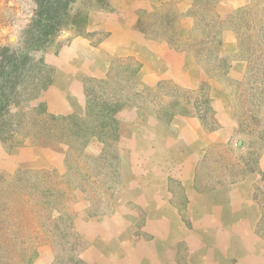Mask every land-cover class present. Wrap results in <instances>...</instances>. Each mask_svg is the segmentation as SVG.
Instances as JSON below:
<instances>
[{
  "label": "rangeland",
  "instance_id": "obj_1",
  "mask_svg": "<svg viewBox=\"0 0 264 264\" xmlns=\"http://www.w3.org/2000/svg\"><path fill=\"white\" fill-rule=\"evenodd\" d=\"M106 2L103 9L88 13L83 36H77L71 30L64 31L53 39L51 46L31 53L34 61L44 63L51 83L36 98L11 106L9 111L13 114L19 110L29 112L33 107L44 104L49 115L73 116L90 123L88 129L87 124L83 126L86 129L85 138L92 128L97 136L90 139L84 148L80 143L69 148L55 140L34 138L12 148L0 142V191H9V186L18 183L17 175L26 171L31 183L38 178L36 173L45 172L54 176L63 183V191L68 193L66 199H56L48 205H25V211H30L28 223H21L22 216L16 220L21 223L22 240L29 242L23 245L20 240L17 244L11 243L8 250L1 246L0 264H43V261L76 264L84 243L74 231V219L79 214L86 220L95 219L111 213L115 208L114 199L122 187L120 166L123 163L117 121L114 118L112 130L106 133L96 127L101 123L99 117L104 115L99 108L107 101L114 103L113 100H116L124 107L145 109L168 125L176 116L196 118L207 130L217 128L219 120L230 124L232 134L229 140L225 144L205 148V158L198 163L197 181L204 188L227 187L236 182L241 173L243 175L255 168L257 160L264 154V0H217L209 4L207 11L221 23L215 29L216 36L212 42L205 40L207 32L202 31V24L196 22L202 14L194 15L196 19L190 15L192 0H149L147 4L133 6L134 11L123 7L124 3L132 5L129 0ZM36 10L35 0H0V47L16 50L24 46V32L29 28ZM120 21L135 23L132 29L149 42H164L186 54L189 87L164 80L157 81L155 86L146 84L139 78L140 63L135 57L120 55L110 62L105 79L82 78L85 93L83 106L76 105L70 114L52 112L47 107L44 94L54 81L53 62L60 57L66 63L65 49L74 38L82 37L97 45L109 35L105 31L88 32V26L103 24L110 28L108 25L114 22L117 25ZM66 84L67 79L63 77L60 87H66ZM87 93L94 101L91 103L94 107L90 109ZM215 101L223 106L220 116L213 109ZM175 105L178 108L173 109ZM31 112L25 115L26 118L36 115ZM93 140L103 145L99 156L87 151ZM27 148L37 149L40 152L37 154L41 156L35 159L44 163L33 167L27 164L21 158ZM57 156L62 159L59 169L49 167L51 158L55 160ZM130 159H137L136 150L130 149ZM149 159L157 161L156 157ZM67 184L70 186L67 187ZM52 191L57 193L56 189ZM9 195L6 192L0 207V223L4 224V228L0 225V234L6 233L8 225L12 230L11 222L15 221V218H9V213L13 212L6 205ZM127 207L135 209L134 206Z\"/></svg>",
  "mask_w": 264,
  "mask_h": 264
},
{
  "label": "crops",
  "instance_id": "obj_2",
  "mask_svg": "<svg viewBox=\"0 0 264 264\" xmlns=\"http://www.w3.org/2000/svg\"><path fill=\"white\" fill-rule=\"evenodd\" d=\"M129 2L123 7L132 10L149 0ZM134 24L88 26V32L109 33L97 45L82 37L71 41L66 63L60 57L53 62L54 81L44 94L52 112L70 114L83 106L82 78L105 79L110 62L120 55L135 57L146 84L164 80L189 87L188 56L164 42H149L132 29ZM63 77L67 84L61 88ZM222 108L219 101L213 103L219 116ZM115 119L122 187L111 213L74 219V231L84 243L76 264H264V154L236 182L204 188L197 181L198 163L205 148L229 140L230 124L219 120L217 128L207 130L196 118L176 116L168 125L145 109L130 107H122ZM130 149L136 150L135 161ZM87 151L99 156L103 145L93 140ZM37 153L27 148L21 158L32 167L41 165ZM57 157L49 167L59 169L62 159Z\"/></svg>",
  "mask_w": 264,
  "mask_h": 264
},
{
  "label": "trees",
  "instance_id": "obj_3",
  "mask_svg": "<svg viewBox=\"0 0 264 264\" xmlns=\"http://www.w3.org/2000/svg\"><path fill=\"white\" fill-rule=\"evenodd\" d=\"M213 1L217 0H192L190 8V15L193 19H196L194 15L202 14L197 17L196 22L198 25L202 24L200 26L202 31L207 32L205 40L209 42L215 40V29L217 25L221 24L213 18L212 14H209L211 12L207 11V6ZM35 3L37 10L31 19L29 28L24 32V46L16 50L0 47V142L12 148L21 146L28 139L34 138V140H55L66 144L69 148L80 143L84 148L90 139L97 136V132L92 128L90 134L86 138L84 137L86 129L91 127L89 126L90 123L87 124L85 120L73 116L56 117L49 115L44 104H39L30 109L31 113L36 114L31 118L25 116L30 111L19 110L13 114L9 108L36 98L38 93L45 90L51 83L50 76L46 74L44 63L41 60L34 61L31 53L51 46L53 39L64 31L71 30L77 36H83L88 13L91 10L103 9L107 2L106 0H82V2L79 0H35ZM87 96H89L87 105L90 109L94 107L91 104L94 101L92 102L88 93ZM113 101L115 102L107 101L102 104L101 109L99 108L104 115L99 117L101 123L96 124V127L105 130L104 133L112 130L115 114L125 106H121L116 100ZM176 108H178L177 105L173 107V109ZM107 115H109V119ZM105 118L108 120L104 121ZM84 124H87L86 129L83 127ZM27 174L26 171L20 172L16 178L18 183L9 186L10 190L6 191L12 195L7 198L9 201L6 200V205L8 209L14 212L9 211V218H15V221L11 222L12 230H9L8 225L6 233L0 234V248L7 249L11 243L17 244L19 240L22 245L29 242L22 240L20 234L21 223L24 221L28 223L27 218L30 217V211H25L27 203L30 207L43 206L42 203L48 205L47 203L53 200L68 197V193L63 191V183L54 179V176L45 172L36 173L38 178L31 183ZM67 185V187L70 186ZM53 189H56L57 193H54ZM6 192L0 191V207L3 205V197ZM45 198H47L46 202ZM20 216L23 218L20 219L21 223L18 219L16 220ZM0 225L4 228V224L0 223ZM73 236L76 239L77 236L75 237V234Z\"/></svg>",
  "mask_w": 264,
  "mask_h": 264
}]
</instances>
